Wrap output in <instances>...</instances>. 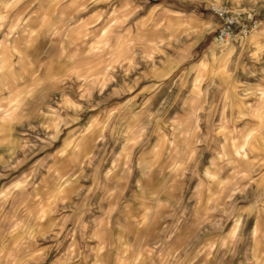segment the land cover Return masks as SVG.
<instances>
[{"label": "clouds", "instance_id": "obj_1", "mask_svg": "<svg viewBox=\"0 0 264 264\" xmlns=\"http://www.w3.org/2000/svg\"><path fill=\"white\" fill-rule=\"evenodd\" d=\"M0 264H264V0H0Z\"/></svg>", "mask_w": 264, "mask_h": 264}, {"label": "rangeland", "instance_id": "obj_2", "mask_svg": "<svg viewBox=\"0 0 264 264\" xmlns=\"http://www.w3.org/2000/svg\"><path fill=\"white\" fill-rule=\"evenodd\" d=\"M89 11H91V14H90V15H88V16L85 18L84 14H82L81 17H80V19H85V20H87L89 17H91L92 15H94V14H96V13H98V12H101L102 10H99V6L97 5V6L93 7V8H91V9H89ZM89 11H88L87 13H89Z\"/></svg>", "mask_w": 264, "mask_h": 264}, {"label": "crops", "instance_id": "obj_3", "mask_svg": "<svg viewBox=\"0 0 264 264\" xmlns=\"http://www.w3.org/2000/svg\"><path fill=\"white\" fill-rule=\"evenodd\" d=\"M98 6H99V10H102V11H104L105 8H106L105 5H98ZM117 6H119V5H117ZM90 14H91V11H89V13H85V14H84L85 18H86L88 15H90ZM145 86H146V84H144V83L141 84V88H143V87H145ZM138 91H139V89H138ZM161 95H163V94H161Z\"/></svg>", "mask_w": 264, "mask_h": 264}]
</instances>
